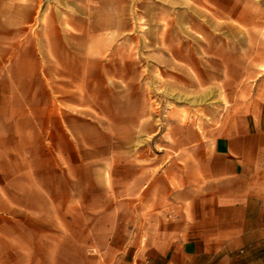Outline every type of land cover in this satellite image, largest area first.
<instances>
[{"label": "crops", "instance_id": "crops-1", "mask_svg": "<svg viewBox=\"0 0 264 264\" xmlns=\"http://www.w3.org/2000/svg\"><path fill=\"white\" fill-rule=\"evenodd\" d=\"M44 5L0 0V264H264V87L217 127L93 118Z\"/></svg>", "mask_w": 264, "mask_h": 264}, {"label": "rangeland", "instance_id": "rangeland-1", "mask_svg": "<svg viewBox=\"0 0 264 264\" xmlns=\"http://www.w3.org/2000/svg\"><path fill=\"white\" fill-rule=\"evenodd\" d=\"M44 6L55 10L62 32L71 30L77 59H93L86 76L77 64L72 87L82 98L92 82L93 118L123 113L126 123L146 110L158 125L217 127L244 100L245 84L264 87V0H45ZM246 65L253 81H245Z\"/></svg>", "mask_w": 264, "mask_h": 264}]
</instances>
